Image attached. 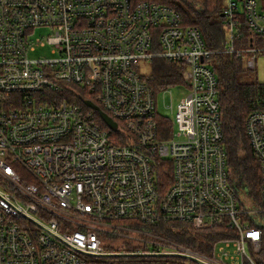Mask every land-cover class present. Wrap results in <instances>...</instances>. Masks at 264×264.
Here are the masks:
<instances>
[{
    "label": "built area",
    "instance_id": "2783aa9c",
    "mask_svg": "<svg viewBox=\"0 0 264 264\" xmlns=\"http://www.w3.org/2000/svg\"><path fill=\"white\" fill-rule=\"evenodd\" d=\"M224 9L227 33L218 53L243 57L255 70L251 53L264 51V0H226ZM240 15L250 31L247 49L235 47ZM38 31L44 38L36 43ZM39 47L50 56L33 57ZM215 52L198 26L183 25L165 4L0 0V264L193 262L89 256L118 252L257 264L264 241V109L245 123L262 176L263 206L251 210L228 176L219 79L206 63ZM155 60L186 66L187 96L166 138L159 137L158 96L139 68ZM175 222L230 233L205 256L156 234L159 225ZM132 233L146 237L144 247H110ZM231 242L233 253L226 251ZM219 243L226 247L219 251Z\"/></svg>",
    "mask_w": 264,
    "mask_h": 264
},
{
    "label": "trees",
    "instance_id": "16d2710c",
    "mask_svg": "<svg viewBox=\"0 0 264 264\" xmlns=\"http://www.w3.org/2000/svg\"><path fill=\"white\" fill-rule=\"evenodd\" d=\"M134 3L151 1L165 4L179 12L183 25L198 26L206 47L216 51L206 61L216 72L218 80L219 103L222 114V129L224 135L223 149L227 152L228 176L236 190L241 204L251 210L259 209L261 203L260 163L252 147H250L245 134L246 118L256 109H264V83L259 81L246 82L242 75L247 72L245 59L235 55L218 53L222 44V25H226L224 17L223 0H132ZM239 1V0H238ZM237 27L239 38L235 47L247 49L250 46L251 36L244 16L239 17ZM221 36V37H220ZM221 39V41H220ZM255 46L260 41L253 37ZM152 73L144 76L152 91L157 96L163 90L181 84V72L186 68L182 62L169 60H155ZM249 71V70H248ZM157 124L160 129V138L171 128L170 120L158 115ZM169 183L168 175L165 177ZM254 228L258 225H252ZM215 225L209 230H196L190 224L173 223L172 225H159L156 234L171 239L183 248L200 255L208 256L216 240L228 237L230 232ZM264 231V228H262ZM152 230V227L149 228ZM262 250L254 256L257 264H264V241ZM146 262V261H145Z\"/></svg>",
    "mask_w": 264,
    "mask_h": 264
},
{
    "label": "rangeland",
    "instance_id": "374dc122",
    "mask_svg": "<svg viewBox=\"0 0 264 264\" xmlns=\"http://www.w3.org/2000/svg\"><path fill=\"white\" fill-rule=\"evenodd\" d=\"M223 5L225 6L226 4V0H223ZM238 8H241V4L238 3ZM222 34H226L227 33V25H222ZM42 31H38L37 32V36L34 37L33 41L34 42H38L39 39H43L44 36L41 34ZM48 34V33H47ZM224 35H222L223 39H222V44L219 46V48H221L224 44H225V37ZM221 37V36H220ZM221 41V39H220ZM224 48V47H223ZM50 53L46 48H42L39 47L37 49V52L35 54H33V57L35 58H40V57H49ZM251 56H255L256 57V69L255 70H247V67L245 66L247 72H245L242 75V78L246 81V82H251V81H259L261 83H264V51L263 52H258V53H251ZM153 62L152 63H142L140 64L139 68H140V73L148 76L152 73L153 70ZM187 91L188 88L186 87V85L181 82V84H178L177 86L174 87H170L168 88V90L166 92H160L158 93V97H157V111L158 114L161 117H165L169 120H171L172 122L175 120V114H176V106L182 101V99L184 97L187 96ZM172 105V109H170L168 106ZM168 107V108H167ZM175 132H178L177 127H175ZM165 133V132H164ZM151 228V227H149ZM148 231V230H145ZM134 235V233L131 234V236ZM142 237H136L135 235L132 238H124V239H120L118 241H115L113 243L110 244V247L113 249H125L127 251H131L132 249H136V248H142L145 246L146 243V237L141 235ZM147 236L150 237V233L147 232ZM221 246H225L224 243H219L218 244V249L220 251ZM236 246L234 245V242H231L230 247H226V251L233 253L236 250ZM211 253V252H210ZM209 256V254H208ZM228 262V264H241L240 261H233L230 258H228V260H226ZM188 264H194L193 262H188Z\"/></svg>",
    "mask_w": 264,
    "mask_h": 264
},
{
    "label": "water",
    "instance_id": "95a60500",
    "mask_svg": "<svg viewBox=\"0 0 264 264\" xmlns=\"http://www.w3.org/2000/svg\"><path fill=\"white\" fill-rule=\"evenodd\" d=\"M203 61V60H202ZM89 106H91V108H93L94 110H96L97 112H100L103 120L105 121V123L107 124V126H109L111 129H116L117 125L116 122L114 120H112L111 118L108 117V115L105 112L100 111V109L98 107H96L95 105H92L89 103ZM89 256H94V257H99V258H105V257H109V258H147V257H152V258H161V257H180V258H184L187 260H191L197 264H209L205 261H201L191 255H184V254H164V253H160V254H156V253H105L104 255H94V254H90Z\"/></svg>",
    "mask_w": 264,
    "mask_h": 264
},
{
    "label": "bare ground",
    "instance_id": "6f19581e",
    "mask_svg": "<svg viewBox=\"0 0 264 264\" xmlns=\"http://www.w3.org/2000/svg\"><path fill=\"white\" fill-rule=\"evenodd\" d=\"M169 177V176H168Z\"/></svg>",
    "mask_w": 264,
    "mask_h": 264
}]
</instances>
